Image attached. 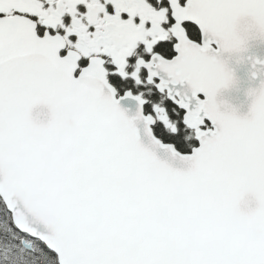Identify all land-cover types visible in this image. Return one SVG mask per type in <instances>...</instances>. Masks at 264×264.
Listing matches in <instances>:
<instances>
[{
    "label": "snow or ice",
    "instance_id": "obj_1",
    "mask_svg": "<svg viewBox=\"0 0 264 264\" xmlns=\"http://www.w3.org/2000/svg\"><path fill=\"white\" fill-rule=\"evenodd\" d=\"M256 36L264 0H0V264H264V79L218 100Z\"/></svg>",
    "mask_w": 264,
    "mask_h": 264
},
{
    "label": "water",
    "instance_id": "obj_2",
    "mask_svg": "<svg viewBox=\"0 0 264 264\" xmlns=\"http://www.w3.org/2000/svg\"><path fill=\"white\" fill-rule=\"evenodd\" d=\"M223 59L227 66L234 71L236 83L228 89H224L218 95V100L237 109L238 114H245L251 102L246 95L249 87H256L261 79H264V65L256 64L253 67V60L264 61V39L259 36L249 38L246 50L239 53H225ZM256 72L253 77L252 73Z\"/></svg>",
    "mask_w": 264,
    "mask_h": 264
}]
</instances>
